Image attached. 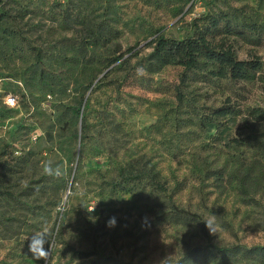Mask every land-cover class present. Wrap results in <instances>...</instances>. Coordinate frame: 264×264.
Wrapping results in <instances>:
<instances>
[{
    "label": "rangeland",
    "instance_id": "obj_1",
    "mask_svg": "<svg viewBox=\"0 0 264 264\" xmlns=\"http://www.w3.org/2000/svg\"><path fill=\"white\" fill-rule=\"evenodd\" d=\"M67 0H11L13 11H32L24 20V33L37 45L60 47L64 38L79 39L83 30H65L46 11ZM71 6L82 4L95 10L99 20H107L118 37L109 49L95 50L91 64H82L77 83L67 89L44 71L59 70L51 62L36 64L32 59H18L14 40L4 32L0 22V165L15 169L0 178V186L10 193L0 196V264H94L99 257H116L136 264H156L177 257L184 246L176 234L164 227H149L137 212L132 197L100 187L96 172L107 167L93 136L101 128L116 134H132L139 148L152 156L162 178L172 188L180 185L177 201L197 208L214 222L213 212L232 226L233 234L214 226V233L228 243L264 246V231L252 225L247 209L228 186L214 187L190 174L188 146L173 128L178 116L194 110H209L221 105L224 97L213 86L191 78L184 86V99L178 102L168 94L152 93L132 83L122 82L123 73L108 74L109 53L113 50L132 58L128 68L141 70L150 49L152 30L167 37L182 39L192 32L194 19L208 13L228 11L230 4L264 16V1L258 0H70ZM54 9V8H53ZM234 40L241 60L260 62L258 75L264 77V43ZM259 64V63H258ZM182 69L168 67L155 80L177 83ZM104 76V78H103ZM101 80L99 88L94 89ZM92 83V84H91ZM91 84L90 87H88ZM261 82L249 87L238 108L259 105L264 101ZM14 95L17 105L8 108L4 98ZM88 100L83 110L87 139L81 144L82 120L72 108ZM230 130L236 121L229 123ZM3 169L0 168V175ZM64 215V239L57 230ZM115 218L114 227L108 226ZM75 250L89 251L90 256L77 259L64 253L63 243ZM46 252L38 259L29 251Z\"/></svg>",
    "mask_w": 264,
    "mask_h": 264
},
{
    "label": "trees",
    "instance_id": "obj_2",
    "mask_svg": "<svg viewBox=\"0 0 264 264\" xmlns=\"http://www.w3.org/2000/svg\"><path fill=\"white\" fill-rule=\"evenodd\" d=\"M10 3L11 0H0V22L5 25L4 32L14 40L13 51L17 58H29L36 64L60 65L59 70L45 68L44 71L66 89L77 83L76 74L82 64L93 63L94 51L109 49L110 41L118 37L117 30L107 20H99L93 8L82 4L71 6L67 0L49 7L46 14L65 30L80 28L83 37L64 38L60 47L37 45L23 30V22L32 11H13ZM228 7V11L194 19L192 32L182 39L152 30L151 40L143 48L150 52L144 57L140 71L128 68L129 61L139 54L132 49L127 51L132 53L126 59L119 50L111 51L106 57V69L110 67L108 74L122 72V82L129 81L152 93L171 95L178 102L184 99L182 88L191 78L213 84L224 97L221 105L178 116L172 126L188 146L191 176L200 183L212 181L216 188L228 186L246 207V217L252 225L264 231V101L255 106L247 104L243 111L236 104L237 100L245 99L249 87L253 88L258 81L264 91V77L258 75L260 62L241 60L231 40L249 41L254 45L264 43V16L253 8L247 13L230 4ZM168 67L182 69L180 80L177 83L155 80V75ZM100 84L101 80L94 89ZM87 103L85 100L83 109L82 104L72 108L75 115L81 114V144L87 139L83 118ZM231 120L237 125L233 131H229ZM93 138L107 162L105 169L96 172L98 185L129 194L149 227L172 230L184 246L177 257L165 258L156 264H264V246L224 242L212 230L217 226L233 234L231 224L222 216L211 211L209 214L215 218L210 222L205 212L179 203L176 196L180 185L172 188L167 185L152 156L139 148L132 134H116L101 128ZM0 168L3 169L0 178L6 173H15L12 167L0 165ZM9 195L0 186V196ZM63 219L64 215L57 230L60 239H64ZM63 251L77 259L91 255L65 242ZM93 263L136 264L111 256L96 258Z\"/></svg>",
    "mask_w": 264,
    "mask_h": 264
},
{
    "label": "clouds",
    "instance_id": "obj_3",
    "mask_svg": "<svg viewBox=\"0 0 264 264\" xmlns=\"http://www.w3.org/2000/svg\"><path fill=\"white\" fill-rule=\"evenodd\" d=\"M115 224H116L115 218L114 217L110 218L109 221H108V226L109 227H114ZM29 251L33 252L31 243H29ZM33 254L36 255L38 259H43L46 256V252H44V251H41L39 253L33 252Z\"/></svg>",
    "mask_w": 264,
    "mask_h": 264
},
{
    "label": "built area",
    "instance_id": "obj_4",
    "mask_svg": "<svg viewBox=\"0 0 264 264\" xmlns=\"http://www.w3.org/2000/svg\"><path fill=\"white\" fill-rule=\"evenodd\" d=\"M17 103V98L14 95H8L4 98V104L8 108L15 107Z\"/></svg>",
    "mask_w": 264,
    "mask_h": 264
}]
</instances>
